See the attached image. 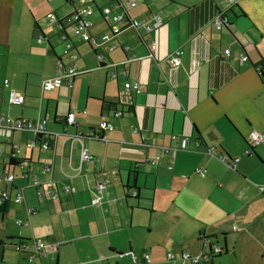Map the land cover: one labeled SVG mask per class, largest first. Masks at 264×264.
I'll list each match as a JSON object with an SVG mask.
<instances>
[{"label": "crops", "instance_id": "obj_1", "mask_svg": "<svg viewBox=\"0 0 264 264\" xmlns=\"http://www.w3.org/2000/svg\"><path fill=\"white\" fill-rule=\"evenodd\" d=\"M84 1L93 8L90 32L98 39L108 30L100 8L119 9L107 0ZM79 6L80 0H0V116L45 118L52 135L48 149L25 148L9 166L11 145L23 146L31 135L0 132V176L14 174L1 189L8 199L0 239L27 238L25 251L34 238L54 244L34 264H132L131 255L143 252L150 264H180L181 251L207 247L206 236L215 235L217 243L225 233L227 249L236 229L262 247L264 139L250 146L247 138L264 132V80L258 74L264 69V0H135L127 14L160 17L154 33L126 22L110 39L112 50L72 38L71 60L46 15L66 17ZM219 13L228 25L216 28ZM153 39L156 47L149 45ZM176 48L183 51L181 64L169 67L166 55ZM59 62L77 74L70 85L43 91L42 79L61 71ZM10 89L24 95L21 105L8 103ZM116 108L123 114L112 119L114 128L98 131L99 120ZM69 111L75 112L73 126L64 124ZM171 134L188 136L187 147L165 151ZM82 147L92 159H81ZM157 150L162 154L154 160ZM236 157L234 164L224 161ZM197 166L203 176L194 173ZM32 177L44 190L55 185L58 197L39 200ZM63 184L71 191L63 192ZM17 193L23 198L15 203ZM11 201L22 204L17 219L23 223L15 220L19 227L10 230L4 218ZM259 229L260 236L252 234ZM26 255L5 246L0 264H29Z\"/></svg>", "mask_w": 264, "mask_h": 264}, {"label": "built area", "instance_id": "obj_2", "mask_svg": "<svg viewBox=\"0 0 264 264\" xmlns=\"http://www.w3.org/2000/svg\"><path fill=\"white\" fill-rule=\"evenodd\" d=\"M108 2H112L115 5V8L119 10H115L111 5H104L100 8V13L104 19L108 22V30L102 33L98 39H94L91 37V21L89 20V16L93 13V8L87 4L84 0H80V6L72 11L66 17H58L53 12H49L46 15V19L48 24L51 26H55L58 31V35L60 41L63 45V56L68 59L75 58V54L72 53L73 51V44L72 38H76L83 42L93 43L97 48L102 44H107L109 50L115 48V43L110 42V39L117 35L125 26L126 22H128L129 26L138 29H144L147 32H155L161 25L162 19L157 15H152L150 18L147 19H139L134 17H129L126 10L128 7H133L135 5V0H107ZM231 3H235L236 0H229ZM213 26L216 28H220L223 25H228V20L222 14H218L215 16L213 22ZM41 34L38 35V39H41ZM157 41L152 40L150 41L149 45L151 47H156ZM225 53L228 52V49L224 50ZM183 51L180 48H176L171 52L167 53L166 55V62L169 67H178L181 64V56ZM96 57L99 61L102 60L103 55L101 53L96 54ZM246 55L241 56V60H246ZM59 71L56 75L51 77H45L41 81V89L43 91H50L53 89L58 88L62 84L70 85L72 82L73 77L77 74L75 67L73 65H65L59 62ZM123 76L126 75L125 71H121ZM3 85H8V80H3ZM128 81L124 82V86L128 87ZM133 88L137 89V85L133 84ZM8 103L11 105H21L24 101V95L21 92H18L14 89H10L8 91ZM123 114L122 110L120 109H113L108 117H103L99 120L97 124L98 131H110L114 128V124L112 122L113 118L120 117ZM75 112L69 111L64 119V124L66 126H73L75 125ZM22 130L30 133V138L25 142L23 146L19 144H12L10 147L9 155L14 158V162H17L19 155L22 153L23 149L28 148L31 149L38 145L41 149L46 150L50 147L52 141V135L46 129V119L40 118L36 121H32L26 117H18V118H11L8 116H0V132L2 133H11L12 131ZM134 131H137V128H134ZM99 137V134H95ZM94 135V136H95ZM38 136V138H37ZM95 136V137H96ZM143 138V136H141ZM171 144L165 147V151L170 150H177V149H185L188 145L189 139L188 136H178L171 134L170 135ZM248 143L250 146L256 145L260 143L264 139V132H256L252 131L248 136ZM249 152L248 149L245 150L247 154ZM162 152L157 150L154 155V160H157ZM92 154L89 153L84 147H82L81 151V159L82 160H89L92 159ZM239 157L234 159L227 160L229 163L234 164L237 162ZM225 161V159H224ZM168 169L171 168V165L167 166ZM194 173L197 175L203 176L205 170L199 166L194 168ZM23 176H27L25 170H22L21 173ZM14 179L13 173H6L4 176V180L8 183L12 182ZM31 186L35 187L36 196L39 198H49L55 199L58 197V191L56 186H52L47 190H44L41 187L40 182L35 178L32 177ZM63 192H70L72 187L69 184H63L62 186ZM133 192L132 195H134ZM23 195L22 193H17L15 195L14 201L19 202L22 200ZM8 199V192L6 190L0 191V205L3 201ZM17 224H22L23 221L20 219L16 220ZM32 250L25 251V247L27 245L21 244L16 245L14 249L19 250L21 252H27L26 260L29 264H34V259L36 256H46L53 252L55 246L51 242L34 238L32 240ZM219 245L209 246L206 247L204 250L200 251L199 253H190L188 251H181L179 254L180 264H184L185 262H189L190 264H210L212 258L211 255H216L220 252ZM167 257L169 259L173 258V255L168 253ZM132 264H149L151 259L148 253L143 252L141 257H136L133 254L131 255Z\"/></svg>", "mask_w": 264, "mask_h": 264}, {"label": "rangeland", "instance_id": "obj_3", "mask_svg": "<svg viewBox=\"0 0 264 264\" xmlns=\"http://www.w3.org/2000/svg\"><path fill=\"white\" fill-rule=\"evenodd\" d=\"M58 52H60L59 49ZM14 173L15 174L19 173L18 168H15ZM16 183H18V181H16ZM5 186H6V181L4 180L3 177L0 176V190L3 189V187ZM27 201H29V199ZM10 203H11L9 207L10 209L8 211V214L5 215L4 223L8 224L7 226L11 230L12 228L19 227L18 225L15 224V220L19 218L20 213H22L23 207L21 204V208H18V206L15 204L16 202L14 203L11 201ZM261 233L262 232L259 229V230H255L252 234L260 236ZM248 237L249 236H245V232L239 229L230 231V234L228 235L227 238L228 242L226 240L227 252L222 253L220 256H218V258H215L214 259L215 264H219V263L236 264L237 261L240 264H264V243L262 247H260L254 243H251V236L250 239H248ZM233 239H235L236 241L234 242ZM216 245L223 247L224 243L221 236L219 238V242H217ZM233 245H234V249H232ZM168 252L173 255V252L171 250H168Z\"/></svg>", "mask_w": 264, "mask_h": 264}, {"label": "trees", "instance_id": "obj_4", "mask_svg": "<svg viewBox=\"0 0 264 264\" xmlns=\"http://www.w3.org/2000/svg\"><path fill=\"white\" fill-rule=\"evenodd\" d=\"M258 74L260 76V78L262 80H264V69H262V67H259L258 69ZM109 106H111L112 108L117 106V103H109ZM38 138V136H37ZM9 156V160H8V165H12V164H16V162H14V158ZM229 160V159H227ZM226 158L225 161L227 162ZM6 210V202L3 201V203L0 205V213H4ZM223 235V243L225 244V240H224V235L225 233L222 234ZM205 243L208 245V247L210 246H215L216 245V241H215V235H211V236H206L205 238ZM213 240V241H212ZM28 239L27 238H23V237H15V236H8L5 237L4 239H0V251L3 249V247H15L16 245H21V244H27ZM227 249L226 246L224 248L220 247V252L216 255H211V258L213 259L214 257H217L218 255L220 256L222 253H226ZM210 264H212V260L210 262Z\"/></svg>", "mask_w": 264, "mask_h": 264}, {"label": "water", "instance_id": "obj_5", "mask_svg": "<svg viewBox=\"0 0 264 264\" xmlns=\"http://www.w3.org/2000/svg\"><path fill=\"white\" fill-rule=\"evenodd\" d=\"M225 247V244L223 245V247L222 248H224ZM219 256V255H218ZM218 256L216 257V258H218Z\"/></svg>", "mask_w": 264, "mask_h": 264}, {"label": "bare ground", "instance_id": "obj_6", "mask_svg": "<svg viewBox=\"0 0 264 264\" xmlns=\"http://www.w3.org/2000/svg\"><path fill=\"white\" fill-rule=\"evenodd\" d=\"M207 245V244H206ZM208 246V245H207Z\"/></svg>", "mask_w": 264, "mask_h": 264}]
</instances>
